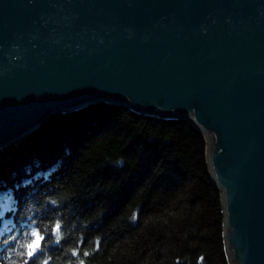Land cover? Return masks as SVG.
<instances>
[{"label": "water", "instance_id": "water-1", "mask_svg": "<svg viewBox=\"0 0 264 264\" xmlns=\"http://www.w3.org/2000/svg\"><path fill=\"white\" fill-rule=\"evenodd\" d=\"M103 102L208 138L231 264H264V0H0V149Z\"/></svg>", "mask_w": 264, "mask_h": 264}, {"label": "trees", "instance_id": "trees-1", "mask_svg": "<svg viewBox=\"0 0 264 264\" xmlns=\"http://www.w3.org/2000/svg\"><path fill=\"white\" fill-rule=\"evenodd\" d=\"M208 150L186 119L107 102L52 116L0 149V264H231Z\"/></svg>", "mask_w": 264, "mask_h": 264}, {"label": "snow or ice", "instance_id": "snow-or-ice-1", "mask_svg": "<svg viewBox=\"0 0 264 264\" xmlns=\"http://www.w3.org/2000/svg\"><path fill=\"white\" fill-rule=\"evenodd\" d=\"M59 228L60 226L57 225V234H59ZM32 235L33 237H35V239L30 244L22 245V247H25L27 249L26 254L29 260L32 259L37 254V252L39 251L41 247L40 242L44 239V237L39 235V233L37 232H33ZM24 264H28V260H26Z\"/></svg>", "mask_w": 264, "mask_h": 264}, {"label": "bare ground", "instance_id": "bare-ground-1", "mask_svg": "<svg viewBox=\"0 0 264 264\" xmlns=\"http://www.w3.org/2000/svg\"><path fill=\"white\" fill-rule=\"evenodd\" d=\"M25 138V137H24ZM23 139V138H22ZM22 139H20V140H22ZM19 141V140H18ZM18 141H16V142H18ZM16 142H14V143H16ZM13 144V143H12ZM11 145V144H10ZM5 147H7V146H5Z\"/></svg>", "mask_w": 264, "mask_h": 264}, {"label": "rangeland", "instance_id": "rangeland-1", "mask_svg": "<svg viewBox=\"0 0 264 264\" xmlns=\"http://www.w3.org/2000/svg\"><path fill=\"white\" fill-rule=\"evenodd\" d=\"M40 244H41V242H40Z\"/></svg>", "mask_w": 264, "mask_h": 264}]
</instances>
